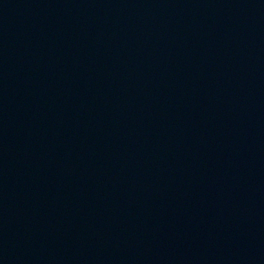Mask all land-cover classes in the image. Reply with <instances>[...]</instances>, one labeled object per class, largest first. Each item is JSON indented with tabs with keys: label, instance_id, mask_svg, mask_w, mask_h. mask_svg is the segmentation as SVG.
I'll use <instances>...</instances> for the list:
<instances>
[{
	"label": "water",
	"instance_id": "water-1",
	"mask_svg": "<svg viewBox=\"0 0 264 264\" xmlns=\"http://www.w3.org/2000/svg\"><path fill=\"white\" fill-rule=\"evenodd\" d=\"M0 264H264V0H0Z\"/></svg>",
	"mask_w": 264,
	"mask_h": 264
}]
</instances>
